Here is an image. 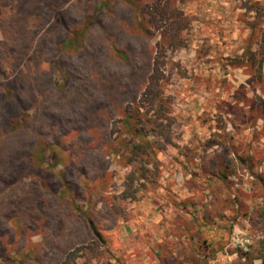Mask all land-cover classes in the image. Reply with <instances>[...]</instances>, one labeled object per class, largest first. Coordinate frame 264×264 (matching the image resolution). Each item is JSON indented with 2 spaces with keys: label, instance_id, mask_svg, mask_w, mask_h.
I'll list each match as a JSON object with an SVG mask.
<instances>
[{
  "label": "rangeland",
  "instance_id": "1",
  "mask_svg": "<svg viewBox=\"0 0 264 264\" xmlns=\"http://www.w3.org/2000/svg\"><path fill=\"white\" fill-rule=\"evenodd\" d=\"M151 1L0 0V264H157L161 232L168 264H264V0H185L186 47L162 50ZM156 99L167 137L115 155Z\"/></svg>",
  "mask_w": 264,
  "mask_h": 264
},
{
  "label": "trees",
  "instance_id": "2",
  "mask_svg": "<svg viewBox=\"0 0 264 264\" xmlns=\"http://www.w3.org/2000/svg\"><path fill=\"white\" fill-rule=\"evenodd\" d=\"M177 1L180 2V5L178 6L176 5ZM184 2L185 0H152L151 2L143 5H135L139 29L145 35L149 34V28L151 27L158 30L160 34L161 50L165 46L175 49L186 47L185 42L187 37L185 33L188 31L191 25V19L187 14H185L184 9L180 7L181 5H184ZM247 53H249V51L243 55L247 56ZM161 57H163L161 56V53H158V56L156 55L153 58L152 72L146 83V96L151 93L154 85L158 86L159 89L161 88L159 86L160 78L164 75L161 67ZM159 100L156 99L155 101H158V104H153V106L151 105V108H146L143 106L147 109L146 114L141 111L140 106H137L131 110V113L128 116H126L123 122V132L131 135L132 138L127 141L123 139L118 142V148L114 151L115 155H123L127 159L133 161L137 160L138 156H142V153L144 152H147L148 156H151L155 153V143L149 140V135H161L162 137H167L163 135V126L166 119L164 120L160 116V113L162 110H164V108H166V106L164 101L162 102ZM165 139L167 141H171L170 138ZM122 150L124 154H120ZM222 176L223 178H220L221 181L228 180L225 174ZM205 208L206 205L202 203L203 211ZM205 212H207L206 209L203 214V219H201L203 220V224H200V226L205 229L207 228L209 230H214L215 223L211 225L208 224L209 217L208 214H205ZM211 220H213L212 217ZM204 248L205 250H203V248L194 249L195 256L191 260V264H207V262L215 259L216 256L214 254V256L211 254V256L206 254L209 245H205Z\"/></svg>",
  "mask_w": 264,
  "mask_h": 264
},
{
  "label": "crops",
  "instance_id": "3",
  "mask_svg": "<svg viewBox=\"0 0 264 264\" xmlns=\"http://www.w3.org/2000/svg\"><path fill=\"white\" fill-rule=\"evenodd\" d=\"M163 218V217H162ZM162 218H155L151 224L153 223V225L156 223V225H154V228L155 230L158 229L156 226H158L157 224H160V221ZM163 224V223H162ZM153 226L151 225V228ZM164 228V227H162ZM159 230V229H158ZM162 230V229H161ZM157 232V231H156ZM211 232V230H210ZM212 232H215V229L212 231ZM163 237L165 239V233L161 232V234L157 237H154L152 236V234L150 235V240L151 241H154L153 242V246L156 248V252H154V255L153 253L151 254V257L152 259L157 263V264H168V257H169V253L167 250H165L162 242H163ZM212 249L211 246H209L208 250ZM219 253L217 252H214V255L216 256L215 258H218L216 261L215 259L214 260H211L209 262H207V264H225V262L227 261L226 259L228 258L227 256H222L221 255V252L220 254L218 255ZM174 255L175 259H176V264H191L192 262L191 261H188V262H184V257L185 254H183L181 251H173L172 252V256ZM184 255V256H183ZM213 255V256H214Z\"/></svg>",
  "mask_w": 264,
  "mask_h": 264
}]
</instances>
